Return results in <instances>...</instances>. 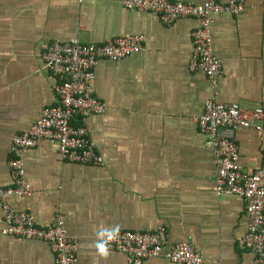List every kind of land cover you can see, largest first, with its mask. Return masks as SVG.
<instances>
[{
  "label": "crops",
  "instance_id": "0c3cea01",
  "mask_svg": "<svg viewBox=\"0 0 264 264\" xmlns=\"http://www.w3.org/2000/svg\"><path fill=\"white\" fill-rule=\"evenodd\" d=\"M198 24L184 18L166 25L152 13L104 0H0V187L12 183L14 137L56 104L59 79L44 65V45L145 37L140 53L102 59L95 70V94L106 108L84 124L104 165L69 163L56 143L41 140L21 156L32 195L8 199L40 227L63 218L78 241L77 264H130L122 252L109 250L105 259L95 247L98 234L115 226L144 232L165 227L168 245L192 244L203 264H264L239 246L248 228L246 205L236 195L217 193L215 153L198 124L210 98L264 109V0H246L240 15L214 16L213 49L223 66L216 89L203 72L189 68ZM236 139L243 169L264 172V128H240ZM3 226L0 209V264H56L47 242L5 236ZM143 264L174 263L162 253Z\"/></svg>",
  "mask_w": 264,
  "mask_h": 264
},
{
  "label": "built area",
  "instance_id": "2783aa9c",
  "mask_svg": "<svg viewBox=\"0 0 264 264\" xmlns=\"http://www.w3.org/2000/svg\"><path fill=\"white\" fill-rule=\"evenodd\" d=\"M78 1L82 3L84 0ZM104 1L119 3L129 11L152 13L166 25L184 18L197 20L199 24L193 32L189 68L203 72L212 87L217 88L223 66L213 49V18L215 15H240L245 10L246 0H227L225 3L207 0L199 5L173 0ZM144 42L143 35H130L99 45L86 44L78 38L44 45V65L59 79L55 86L56 104L46 107L29 131L14 137V158L8 164L12 183L9 187H0L3 235L45 241L55 254L56 264L78 263V241L69 235L63 218H57L48 227H40L31 212L15 210L8 199L32 195L21 156L26 149L35 148L41 140L56 143L61 158L69 163L96 167L104 165V159L84 124L86 117L102 114L106 108L95 94V70L102 59L120 61L140 53ZM263 123V108L248 110L237 103L226 106L214 98L206 100L205 112L198 119L201 132L215 153L217 193L236 195L246 205L248 228L239 246L253 251L260 259H264V172L249 174L243 169L236 134L240 128H253L260 132L264 128ZM108 249L124 253L130 264H143L145 259L162 253L174 264L204 262L202 253L190 243L168 245L165 227L151 232L119 231L117 238L108 243Z\"/></svg>",
  "mask_w": 264,
  "mask_h": 264
},
{
  "label": "clouds",
  "instance_id": "9594fccd",
  "mask_svg": "<svg viewBox=\"0 0 264 264\" xmlns=\"http://www.w3.org/2000/svg\"><path fill=\"white\" fill-rule=\"evenodd\" d=\"M118 233H119V226H115L111 229H104L98 234L100 237V241L95 245V247L98 250V254L101 257L105 259L108 257L109 255L108 243L110 241L115 240L118 236Z\"/></svg>",
  "mask_w": 264,
  "mask_h": 264
}]
</instances>
